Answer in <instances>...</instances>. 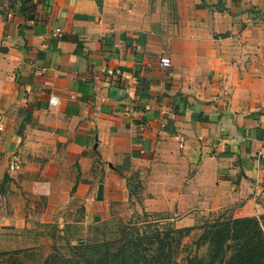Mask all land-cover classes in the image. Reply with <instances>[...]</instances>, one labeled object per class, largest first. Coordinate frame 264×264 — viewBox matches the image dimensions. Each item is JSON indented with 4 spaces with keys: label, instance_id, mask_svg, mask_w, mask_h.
Returning <instances> with one entry per match:
<instances>
[{
    "label": "crops",
    "instance_id": "crops-1",
    "mask_svg": "<svg viewBox=\"0 0 264 264\" xmlns=\"http://www.w3.org/2000/svg\"><path fill=\"white\" fill-rule=\"evenodd\" d=\"M0 38V181L89 213L134 174L180 228L264 214V0H0Z\"/></svg>",
    "mask_w": 264,
    "mask_h": 264
},
{
    "label": "rangeland",
    "instance_id": "rangeland-1",
    "mask_svg": "<svg viewBox=\"0 0 264 264\" xmlns=\"http://www.w3.org/2000/svg\"><path fill=\"white\" fill-rule=\"evenodd\" d=\"M8 180L0 181V264H45L50 258L71 260L75 247L91 246L94 242L114 243L121 238L122 228H131L133 223H143V220L157 223L161 229H182L177 227L174 215L149 212L152 215L144 217V191L139 177L134 174L128 182V192L134 197L110 201V206L95 208L89 213L81 196L40 198L22 189L19 192V185ZM76 188L74 193L80 195L79 187ZM219 217L233 218L232 214L221 211L199 213L191 218V227H200ZM200 232L194 229L190 236L182 239L175 264H184L186 257L196 252L194 242ZM205 252L204 247L198 250L199 255Z\"/></svg>",
    "mask_w": 264,
    "mask_h": 264
},
{
    "label": "trees",
    "instance_id": "trees-1",
    "mask_svg": "<svg viewBox=\"0 0 264 264\" xmlns=\"http://www.w3.org/2000/svg\"><path fill=\"white\" fill-rule=\"evenodd\" d=\"M151 215L144 213V217ZM148 221L122 228L121 238L114 243L78 246L73 249L75 254L71 260L50 258L45 264H175L182 239L194 229L201 231L194 242L196 252L188 255L184 264H264V215L219 217L200 227H165L164 230ZM202 247L206 252L199 255Z\"/></svg>",
    "mask_w": 264,
    "mask_h": 264
},
{
    "label": "built area",
    "instance_id": "built-area-1",
    "mask_svg": "<svg viewBox=\"0 0 264 264\" xmlns=\"http://www.w3.org/2000/svg\"><path fill=\"white\" fill-rule=\"evenodd\" d=\"M7 44V38H0V52ZM160 65L165 68H169L172 66L171 60L167 57H162L160 59ZM58 104V98L56 96H52L50 99V105L56 106Z\"/></svg>",
    "mask_w": 264,
    "mask_h": 264
},
{
    "label": "water",
    "instance_id": "water-1",
    "mask_svg": "<svg viewBox=\"0 0 264 264\" xmlns=\"http://www.w3.org/2000/svg\"><path fill=\"white\" fill-rule=\"evenodd\" d=\"M103 190H104L103 185H100L99 188H98V194H97V198H98L99 200H101L102 197H103ZM97 218H98V217H97Z\"/></svg>",
    "mask_w": 264,
    "mask_h": 264
}]
</instances>
